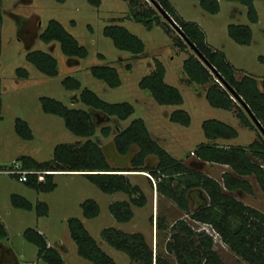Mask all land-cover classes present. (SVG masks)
I'll return each mask as SVG.
<instances>
[{
  "label": "rangeland",
  "instance_id": "1",
  "mask_svg": "<svg viewBox=\"0 0 264 264\" xmlns=\"http://www.w3.org/2000/svg\"><path fill=\"white\" fill-rule=\"evenodd\" d=\"M251 1L257 14L255 20L249 18L245 0H218V8L214 11L208 10L201 0H169L173 8L171 16L198 23L204 30L209 45L223 50L238 76L247 72L260 78L264 75V0ZM141 4L153 5L151 0H143ZM129 11L127 0H0V167L10 166L16 160L20 163L21 154H30L37 160L52 161L55 143L83 140L84 136L74 133L65 125L62 115L44 110L40 100V96L45 94L54 96L68 105L87 107L80 99L69 101L70 94H78L83 86L92 88L105 99H127L134 105L133 112L126 118L120 120L111 116L96 125L95 135L101 143L106 159L114 164L113 166H129L130 152L135 149L120 152L115 148L112 137L114 126L121 127L136 115L143 117L147 128L162 146L190 163L196 160L192 149L200 141L207 139L201 127V121L205 117L216 116L232 123L238 133L230 139L231 143L247 144L257 135L256 129L238 121L234 107L211 105L204 95L205 84L199 83V89L195 91L193 85L182 79L183 58L194 49L189 44L180 47L176 43L175 34L178 31L161 12L158 17H153L152 24L147 26L133 19ZM33 13L37 14V19L32 24L30 18ZM50 17L61 21L63 26L85 45L86 54L77 56L75 63L66 62L67 54L61 50L57 40L50 48L48 42L36 34ZM26 20L29 27L32 24L31 30L34 27V30L27 34L30 39L33 37L31 42L18 33L20 24H24ZM230 22L248 23L251 28L250 40H235L228 32ZM110 23L124 24L137 34L144 42L143 50L133 54L128 49L117 47L112 37L103 31L104 25ZM34 31L36 33L32 35ZM33 47L48 49L53 53L57 59L55 74L44 73L25 58L26 51ZM156 58L164 64L165 80L179 87L183 96L181 103H159L146 88L138 84L139 78L153 68ZM93 63L115 65L120 83L109 85L102 78L93 75L89 69ZM126 63H129V66ZM17 66L22 68L17 70ZM24 70L27 71L26 75H23ZM66 74L77 77L80 86H65L62 79ZM176 106L188 110V124L168 117V112ZM16 117L25 119L31 136L26 137L17 132ZM103 122H109L112 126L111 132L106 135L101 134L99 130ZM218 141L223 142L221 139ZM149 154L148 159L154 164L157 157L154 153ZM198 168L220 180L222 170L230 166L214 161H202ZM245 176L250 181V189H235L232 192L244 202L264 212V191L253 174ZM52 178L55 185L51 189H37L18 179L15 173L0 171V218L6 228V235L1 241L9 245L12 259L15 260L14 263L13 260L3 257L0 258V264H48L38 255L37 243L25 237L23 231L28 226L42 232L47 242L60 250L67 264H94L77 253L76 243L69 233V215H77L83 220L90 233L102 248L114 257L117 264L139 262L102 237L100 229L104 225L113 224L125 230H141L151 244L153 253L159 251L169 257L173 264H181L166 250L164 244L169 234V224L178 216L191 220L195 227L205 226V229L211 231L214 236L213 247L228 263L250 264L230 248L210 224L190 219L188 212L173 198L156 190L157 177L148 171L129 174L132 182L139 183L147 199L143 204L131 203L133 214L127 220L115 219L108 208L112 199L128 198L127 192L120 189L104 191L80 171H56ZM12 194L24 196L31 206L15 204L11 200ZM86 197H93L98 202L97 214H82L80 201ZM193 200L190 198L191 204ZM156 214L165 218L166 226L159 231L154 223Z\"/></svg>",
  "mask_w": 264,
  "mask_h": 264
},
{
  "label": "trees",
  "instance_id": "2",
  "mask_svg": "<svg viewBox=\"0 0 264 264\" xmlns=\"http://www.w3.org/2000/svg\"><path fill=\"white\" fill-rule=\"evenodd\" d=\"M127 1L130 5V16L147 26H150L153 17H158L160 13L155 4H141L143 0ZM157 1L170 14H173L169 0ZM245 1L248 5L249 18L255 20L257 14L252 1ZM201 2L210 11L218 8V0H201ZM174 18L185 35L219 71L221 77L244 99L264 127V75L257 78L253 74L244 72L238 76L234 65L226 58L223 50L212 48L209 45L205 39V32L198 23L193 20ZM27 23L26 20L24 24H20L18 33L27 37L31 42L33 37L30 39L27 34H30L34 27L32 30L31 27L28 29L29 24ZM103 31L112 37L117 47L128 49L133 54L144 48L143 40L124 24H105ZM228 32L239 42L250 40L251 28L248 23L230 22ZM35 33V31L32 32V35ZM36 34L40 39L48 42L50 48L57 40L61 50L67 54L68 64L75 63L77 56L85 55L87 52L85 45L80 43L73 33L55 17L48 18L44 27ZM175 36L176 43L180 47L187 46L185 38L178 33ZM25 58L46 74L57 72V59L48 49L30 48L26 51ZM126 65L129 66V63ZM19 68L22 67H16L17 70ZM89 69L93 75L102 78L109 85L120 83L118 70L113 64L93 63ZM23 73L21 72L26 75L27 71L24 70ZM164 73V64L156 58L153 68L139 78L138 84L146 88L159 103H181L183 96L179 87L165 80ZM181 73H183L182 79L187 84L193 85L195 91L199 89V83L205 84L204 95L211 105L223 108L234 107L238 121L247 127L256 129L257 135L247 144L220 143L215 140L216 137L235 136L238 133L237 128L219 117H205L201 121V127L207 139L200 141L192 149L197 159L190 164L162 146L147 128L143 117L136 115L123 126L117 127L112 136L115 148L120 152H126L136 145L129 156L130 164L124 167L113 166L106 159L100 141L95 135L96 125L111 116L115 119L126 118L133 112L134 105L127 99H105L92 88L83 86L78 94H70L69 101L80 99L87 104V107L68 105L51 95L42 94L40 96L44 110L62 115L65 125L74 133L84 136V139L55 143L52 161L37 160L30 154H21V166L39 169V171L27 172L26 178L22 180L37 189H51L55 185L52 174L57 169H61L60 171L78 170L104 191L120 189L128 193V198H115L108 203L109 211L115 219L127 220L133 214L131 203L143 204L146 201V195L139 183L132 182L128 173L123 170H147L149 174L157 177L155 182L157 190L164 192L181 207L186 208L190 217L209 221L229 247L250 264H264V212L244 202L230 191L235 188L250 189L251 184L246 174H253L264 191V135L248 110L224 84L222 78L215 74L194 50L183 58ZM62 81L67 87L80 86V80L72 74H66ZM168 117L182 124L190 122V113L182 106L171 109ZM15 128L19 134L26 137L31 136L25 119L16 117ZM99 130L103 135L108 134L111 131L110 123L103 122ZM149 153H154L157 157L154 164L150 163L147 158ZM200 160L227 163L230 168L222 171L219 180L196 167ZM191 187L202 188L208 196L206 203L193 209L189 208L187 197V190ZM11 200L18 205L31 206L30 201L19 194H12ZM80 205L84 216H93L99 211V204L93 197L84 198L80 201ZM150 220L152 221V214H150ZM67 222L78 254L90 259L94 264H117L114 257L97 242L79 216L69 215ZM155 225L158 231L166 226L163 215L156 214ZM23 233L25 237L37 243L38 255L43 257L48 264H67L60 250L49 244L38 229L28 226ZM100 233L109 244L127 252L139 264H152L153 262L154 264H173L165 254L159 251L153 253L151 244L141 230H125L108 224L100 229ZM5 235L6 228L0 218V257L3 254L11 256L10 247L1 241ZM164 244L166 250L171 252L175 260L181 264H230L213 247V235L203 228L194 227L183 216L176 217L169 224V234Z\"/></svg>",
  "mask_w": 264,
  "mask_h": 264
},
{
  "label": "crops",
  "instance_id": "3",
  "mask_svg": "<svg viewBox=\"0 0 264 264\" xmlns=\"http://www.w3.org/2000/svg\"><path fill=\"white\" fill-rule=\"evenodd\" d=\"M32 17L30 18V23H35V20L37 19V14L36 13H33L32 15H31ZM36 16V17H35ZM32 24H31V26H32ZM30 26V27H31ZM29 26H28V29L30 28ZM54 46V45H53ZM121 120V119H120ZM110 133V132H109ZM152 134V133H151ZM153 135V134H152ZM154 136V135H153ZM232 137H234V136H231V137H216L215 138V140L216 141H218V139H221L223 142H221L220 141V143H231V140L230 139H232ZM219 142V141H218ZM101 144V143H100ZM133 148H136V145H134L133 147H132V149ZM130 151V150H129ZM130 154H131V152H130ZM130 156V155H129ZM150 156V154H148V156H147V158ZM194 156H195V154H194ZM196 157V156H195ZM195 159H197V157L195 158ZM184 160V159H183ZM185 161V160H184ZM202 161H213V160H200V161H198V163L196 164V167L198 168V164L200 163V162H202ZM186 162V161H185ZM214 162H217V163H221V164H227V163H223V162H218V161H214ZM110 163V162H109ZM187 163H190V162H187ZM111 165H114V164H112V163H110ZM191 164V163H190ZM0 165H2V164H0ZM116 165V164H115ZM228 165V164H227ZM121 166H125V164H121ZM2 167V166H1ZM56 171H60V170H56ZM55 171V172H56ZM68 171H78V170H68ZM123 171H125V172H128V175L129 174H131V173H137V172H143V173H146L147 171L146 170H143V169H124ZM223 171V170H222ZM207 173V172H206ZM215 177V176H214ZM155 188H156V186H155ZM236 190H240V189H238V188H235ZM235 189H232V190H230L231 192L233 191V190H235ZM156 190H157V188H156ZM204 193V194H203ZM233 194H234V192H232ZM187 197H188V205H189V208L190 209H193V208H195V207H197V206H199V205H201V204H204V203H206L207 201H208V196H207V193L202 189V188H199V187H191V188H189L188 190H187ZM238 197V196H237ZM190 198H193L194 200H193V204H191L190 203ZM239 198V197H238ZM147 199V198H146ZM174 200V199H173ZM178 204V203H177ZM179 205V204H178ZM180 206V205H179ZM183 208V207H182ZM186 212H188V215H189V211L186 209V208H183ZM156 217V216H155ZM184 217V216H183ZM190 217V216H189ZM190 219H193V220H198V219H194V218H192V217H190ZM190 222H191V220H189ZM200 221H202V222H205V223H207V224H210L211 225V227L213 226L209 221H204V220H200ZM154 223H155V221H154ZM192 223V222H191ZM193 225V224H192ZM194 226V225H193ZM155 227H156V225H155ZM195 227V226H194ZM196 228H203L204 230H206L207 232H209L210 234H212L213 235V233L211 232V231H209L208 229H205V226H202V227H196ZM215 229V228H214ZM216 230V229H215ZM219 234V233H218ZM219 237L221 238V236H220V234H219ZM222 239V238H221ZM223 240V239H222ZM213 241H214V236H213ZM224 241V240H223ZM227 243V242H226ZM8 247H9V245H7ZM9 251L12 253V251H11V249H9ZM3 257H6L7 259H10V261L11 260H14V259H12V255L11 256H8V255H5V254H3V256L2 257H0V258H3ZM14 263H15V261H14ZM17 264V263H16Z\"/></svg>",
  "mask_w": 264,
  "mask_h": 264
},
{
  "label": "water",
  "instance_id": "4",
  "mask_svg": "<svg viewBox=\"0 0 264 264\" xmlns=\"http://www.w3.org/2000/svg\"><path fill=\"white\" fill-rule=\"evenodd\" d=\"M153 2V4H155V6L158 8L159 12H161L163 14V16H165L170 22L171 24L176 28V30L178 31V33L183 36V38H185L186 42L189 44V46H191V48H193L196 52V54L209 66V68H211V70L217 74L218 76L221 77L219 71L215 68V66L208 60V58L200 52V50L197 49V47L195 46V44L185 35V33L183 32L182 28L180 27V25L176 22V20L171 16V14L164 9L157 0H151ZM222 78V77H221ZM224 84L227 85V87L231 90V92L236 96V98H238V100L243 104V106H245V108L248 110L251 118L254 120L255 124L257 125V127L259 128V130L261 131V133L264 135V127L263 125L260 123V121L257 119V117L253 114V112L250 110L249 106L247 105V103L244 101V99L235 91V89L233 87H231L223 78H222Z\"/></svg>",
  "mask_w": 264,
  "mask_h": 264
},
{
  "label": "built area",
  "instance_id": "5",
  "mask_svg": "<svg viewBox=\"0 0 264 264\" xmlns=\"http://www.w3.org/2000/svg\"><path fill=\"white\" fill-rule=\"evenodd\" d=\"M45 170H50V169H45ZM0 171H7V172H12L16 174V177L20 180L25 179L26 178V174L27 172L30 171H39V169H35V168H26L20 165V163L16 160L13 162L12 165L10 166H4V167H0ZM213 228V227H212ZM213 230L218 233L214 228Z\"/></svg>",
  "mask_w": 264,
  "mask_h": 264
},
{
  "label": "flooded vegetation",
  "instance_id": "6",
  "mask_svg": "<svg viewBox=\"0 0 264 264\" xmlns=\"http://www.w3.org/2000/svg\"><path fill=\"white\" fill-rule=\"evenodd\" d=\"M110 125H111V123H110ZM117 127H118V126L115 125V126H114V129L116 130ZM111 130H112V126H111ZM110 132H111V131H110Z\"/></svg>",
  "mask_w": 264,
  "mask_h": 264
}]
</instances>
